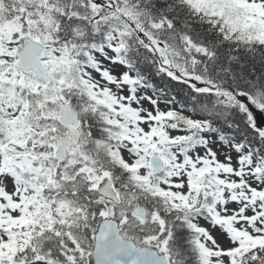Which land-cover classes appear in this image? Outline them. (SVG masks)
Returning <instances> with one entry per match:
<instances>
[{
  "label": "snow or ice",
  "instance_id": "1",
  "mask_svg": "<svg viewBox=\"0 0 264 264\" xmlns=\"http://www.w3.org/2000/svg\"><path fill=\"white\" fill-rule=\"evenodd\" d=\"M0 264H264V0H0Z\"/></svg>",
  "mask_w": 264,
  "mask_h": 264
}]
</instances>
